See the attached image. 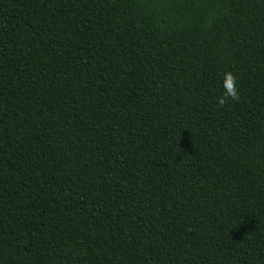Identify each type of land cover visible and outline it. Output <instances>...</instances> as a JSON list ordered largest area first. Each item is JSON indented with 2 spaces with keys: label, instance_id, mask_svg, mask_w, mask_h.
I'll return each instance as SVG.
<instances>
[{
  "label": "trees",
  "instance_id": "16d2710c",
  "mask_svg": "<svg viewBox=\"0 0 264 264\" xmlns=\"http://www.w3.org/2000/svg\"><path fill=\"white\" fill-rule=\"evenodd\" d=\"M0 264H264V0H0Z\"/></svg>",
  "mask_w": 264,
  "mask_h": 264
},
{
  "label": "clouds",
  "instance_id": "9594fccd",
  "mask_svg": "<svg viewBox=\"0 0 264 264\" xmlns=\"http://www.w3.org/2000/svg\"><path fill=\"white\" fill-rule=\"evenodd\" d=\"M235 77L231 72L224 73L223 87L225 89V98L237 99V91L235 86ZM223 102V100L221 101Z\"/></svg>",
  "mask_w": 264,
  "mask_h": 264
}]
</instances>
